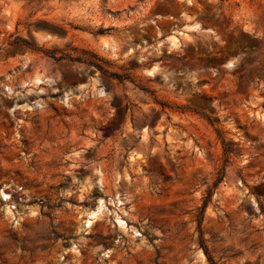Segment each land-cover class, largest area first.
I'll return each mask as SVG.
<instances>
[{"label":"rangeland","instance_id":"374dc122","mask_svg":"<svg viewBox=\"0 0 264 264\" xmlns=\"http://www.w3.org/2000/svg\"><path fill=\"white\" fill-rule=\"evenodd\" d=\"M0 264H264V0H0Z\"/></svg>","mask_w":264,"mask_h":264},{"label":"bare ground","instance_id":"6f19581e","mask_svg":"<svg viewBox=\"0 0 264 264\" xmlns=\"http://www.w3.org/2000/svg\"><path fill=\"white\" fill-rule=\"evenodd\" d=\"M98 210H99V209H98ZM90 214H91V215H94V214H95V212H91ZM95 216H96V215H95Z\"/></svg>","mask_w":264,"mask_h":264},{"label":"water","instance_id":"95a60500","mask_svg":"<svg viewBox=\"0 0 264 264\" xmlns=\"http://www.w3.org/2000/svg\"><path fill=\"white\" fill-rule=\"evenodd\" d=\"M21 60H23V59H21Z\"/></svg>","mask_w":264,"mask_h":264}]
</instances>
